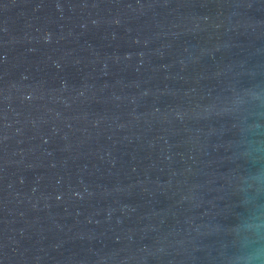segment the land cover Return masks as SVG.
I'll use <instances>...</instances> for the list:
<instances>
[{
    "label": "water",
    "instance_id": "water-1",
    "mask_svg": "<svg viewBox=\"0 0 264 264\" xmlns=\"http://www.w3.org/2000/svg\"><path fill=\"white\" fill-rule=\"evenodd\" d=\"M255 84L264 0H0V264H225Z\"/></svg>",
    "mask_w": 264,
    "mask_h": 264
},
{
    "label": "clouds",
    "instance_id": "clouds-1",
    "mask_svg": "<svg viewBox=\"0 0 264 264\" xmlns=\"http://www.w3.org/2000/svg\"><path fill=\"white\" fill-rule=\"evenodd\" d=\"M244 91L247 111L237 112L235 147L246 165L237 187L245 207L231 228L225 264H264V86Z\"/></svg>",
    "mask_w": 264,
    "mask_h": 264
}]
</instances>
